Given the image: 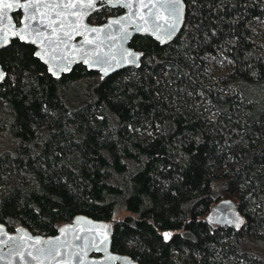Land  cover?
I'll return each instance as SVG.
<instances>
[{"label": "trees", "instance_id": "trees-1", "mask_svg": "<svg viewBox=\"0 0 264 264\" xmlns=\"http://www.w3.org/2000/svg\"><path fill=\"white\" fill-rule=\"evenodd\" d=\"M182 1L171 41L133 36L139 66L105 77L77 64L53 78L31 45L0 49L8 231L54 235L84 215L111 222L110 251L138 264H264V0ZM224 197L237 229L204 220Z\"/></svg>", "mask_w": 264, "mask_h": 264}, {"label": "water", "instance_id": "water-1", "mask_svg": "<svg viewBox=\"0 0 264 264\" xmlns=\"http://www.w3.org/2000/svg\"><path fill=\"white\" fill-rule=\"evenodd\" d=\"M7 2L12 3L13 0ZM74 2H77L78 8L71 11L87 12L83 24L99 31L84 32L81 29L80 34L73 33V38L63 51L53 52L51 48H47L48 54L45 55V49L39 42L32 43L35 37L28 36L29 29L25 28L32 10L12 8L7 10L8 18L0 23V36L6 34L8 41L5 44L0 39V49L13 39L31 45L34 48L33 56L53 78L69 73L77 64L87 71H94L100 77H105L124 68L139 66L142 53L129 46L133 36H147L159 45H164L180 32L184 23L185 4L182 0H124L125 3L132 4L131 8L124 7L116 0L112 4L108 0H103V3L98 0L94 11L80 9L81 0ZM82 2L86 3L87 0ZM20 3H27V0H20ZM39 7L44 15H38L36 20L30 22L33 28L40 26L41 20L47 23L48 19L55 16L54 12L43 8L42 4ZM100 7L120 9L121 12L107 17L101 23L88 22V17ZM13 13H19L18 23L13 20ZM41 30L45 31L43 28ZM17 31H22L27 38L13 36L12 33ZM50 33L51 29L45 31V35ZM86 39L92 43H85ZM53 55L56 56L55 60L51 58ZM0 72L4 73L1 66ZM2 81L3 79L0 83ZM204 220L210 225L237 229L242 226L244 217L238 211L236 203L231 198L224 197L210 206ZM111 225V222L77 215L70 222L58 226L54 235L45 236L32 234L22 226L8 231L0 223V264H138L127 255L110 251ZM165 234H168L167 231H160L164 242L168 240Z\"/></svg>", "mask_w": 264, "mask_h": 264}, {"label": "snow or ice", "instance_id": "snow-or-ice-1", "mask_svg": "<svg viewBox=\"0 0 264 264\" xmlns=\"http://www.w3.org/2000/svg\"><path fill=\"white\" fill-rule=\"evenodd\" d=\"M98 0H87V2L79 3L80 9H96V3ZM100 3H103V0H99ZM113 0H108L109 4H112ZM117 3L122 4L126 8H131L132 4L130 2L125 3L124 0H116ZM43 6L45 9H49L51 12L55 13L54 18L48 19L47 23L43 20L40 21V26L32 27L31 21L36 20L39 16H43L44 13L41 12L39 5ZM12 8H21V9H31V13L27 17L29 23L25 24V28L29 29L28 36H34L32 43L39 42L43 49H45L44 54L47 55V48H51L53 52L56 50L63 51V48L68 46V42L73 38V33L80 34L82 29L84 32H97V28H87L83 24V18L87 15V12L84 11H71L72 9H77L78 4L74 0H27V3H20V0H13L12 3H8L7 0H0V23L4 22L8 18L7 10ZM69 17H75V20H70ZM113 23H119V21H113ZM111 27V25H109ZM51 29V33L45 35V31ZM13 36H19L21 39H26L22 31H17L12 33ZM0 39L6 44L7 36H0ZM85 43H92L90 40H85ZM40 55V53H37ZM43 59L44 57L41 56ZM53 60L56 59V56L51 57ZM66 58V57H65ZM46 63L48 61H45ZM4 79V73L0 72V80ZM165 238H168V235L165 234ZM51 254V253H50Z\"/></svg>", "mask_w": 264, "mask_h": 264}, {"label": "rangeland", "instance_id": "rangeland-1", "mask_svg": "<svg viewBox=\"0 0 264 264\" xmlns=\"http://www.w3.org/2000/svg\"><path fill=\"white\" fill-rule=\"evenodd\" d=\"M253 26L255 27L256 30H258V31H262V30H264V21H255V22L253 23ZM215 62H216V61H215ZM222 64H223V63L216 62V67H217L218 70L221 68V65H222Z\"/></svg>", "mask_w": 264, "mask_h": 264}]
</instances>
